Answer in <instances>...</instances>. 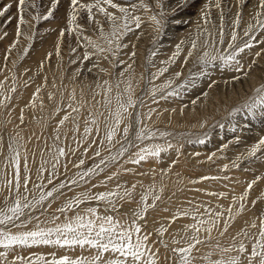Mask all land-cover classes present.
<instances>
[{
  "label": "snow or ice",
  "instance_id": "6c2138e0",
  "mask_svg": "<svg viewBox=\"0 0 264 264\" xmlns=\"http://www.w3.org/2000/svg\"><path fill=\"white\" fill-rule=\"evenodd\" d=\"M25 2L26 0H18L17 8L20 13L17 28L18 36L23 35L20 26L29 24L24 17ZM186 2L187 0H178L177 6L182 10L183 4ZM213 3L217 9H221V0H210L209 4L205 5V9L202 10L205 25L209 23L208 16ZM166 5L167 0H153L151 5L146 0H123V2H117V0H93V2L87 4H82L79 0H71L73 12L75 13L77 8L85 10L88 20L96 26L94 29L95 33L107 45L102 47L96 44L90 37L83 35L84 30L77 26L74 31L78 33V46H83L86 49L81 63L91 59L93 56H101L103 59L108 60L112 67L121 69L118 78L114 82L108 79H105L102 84L97 82L96 87L100 91L93 93V100H95L96 95L102 96V100L96 101V103L107 111V116L104 117L103 136L101 137L100 134L98 119L90 115L86 124L91 126L85 127L81 137L83 142L88 143L89 137H91L93 129H95L96 137L91 138L90 147L96 146L94 156L100 159L95 161L92 166L83 167L85 165L83 157L87 155L89 150V148H86L81 154L82 158L78 164L74 165V167L82 169L76 173V178H72L67 182L60 181L58 184L53 183V178H58L59 168L61 167L60 158L69 154L74 156L75 152L82 146L81 140H76L77 149L69 148L68 152H66L64 147H57V142L63 143L59 126L71 120L74 124V140L76 139L75 133L79 130L78 120L84 104L77 101L75 89L70 93L69 103L64 106L58 105L55 109L56 114L61 111L66 114L59 120V126L53 137L54 148L56 149L55 154L52 156L53 162L50 167H46L49 162L42 161L37 169L35 179L32 177L31 169L28 168L26 155L23 157L22 170L20 144L17 139L19 134L17 133V136L9 138L8 155L5 156L3 166H0V194L6 192L3 201L0 202V249H4V251H0V264H17V261L20 264H161V259L168 261V264H194L196 257L193 256V251L197 250V246L210 241L214 230L219 233L220 237H224L231 227V222L244 211L248 190L258 180H264V176L256 177L248 183V190L244 194L233 197L234 202L238 203L235 214H233L231 207L221 211L218 210L221 206L214 208L210 205V202H208L207 206H205V202H201L193 205L190 209L178 210L173 215V220L184 216L191 217L193 222L185 225L180 232L176 233L171 241L172 245H174L172 247H169V244L162 239L167 231L164 226L156 230L157 240L153 241L152 244L149 243L152 233L142 231L147 226L146 216L149 210H154L157 206L156 202L162 199L164 188L160 187L157 192L155 184L149 185L147 190L141 194L138 202L139 206L136 209H133L131 213H123L124 216H131L130 222L128 220L121 222L119 216H114L113 214L100 215L96 207H87L82 211L79 209L80 205L85 203V201L94 200L104 202L105 209L108 212L118 213L119 208L116 200H131L136 187L135 184L131 188L117 184L112 190L96 194H92L90 190L82 192L78 196L68 198L55 212L48 213L46 219L42 218L45 216V209L51 207L52 201L49 198L54 200L59 195H63L62 190L68 187L69 183L72 185L88 184L93 177H98L110 167L122 165L123 163L141 165L142 162L160 158L161 153L173 149L174 145L168 139V137L174 135L173 133L149 126L148 122L152 120L154 114H162L160 110L151 105H159L161 101L167 102L175 97H182L189 88L196 86L198 79L208 77L207 68L209 65H214L223 71L233 73L229 79L233 82H239L248 77L252 65L256 63L253 60L248 64V69L245 70V56L248 53H252L254 57L259 58L264 54V47L260 48L259 51L252 52L257 46L264 45V0H258V10L252 14L251 23L242 28V16L239 13L235 16L227 41L223 24L217 29L215 38L207 28L201 30V27L197 26L195 34L187 41L190 47L187 57L192 58L195 52L205 49L203 55L197 56L195 60L197 65L202 66L200 72L192 73L190 71L188 77L179 84L176 81L182 75L181 72H176L174 76L167 77L164 83H155V81L165 77V74L169 72L170 66L175 64L181 56L185 44V41H181L176 45L172 56L167 60L161 61L162 66L157 67L155 72L150 73L142 94L138 96L133 87V65L135 64L136 52L132 51L129 54L131 62L119 59L118 53L129 46L127 43H122V38L130 33L135 35L136 30L141 28L143 19L136 14L138 11H152L153 14L149 17V20L155 26L156 36L153 38V44H155L165 31L169 12L175 11V9H168ZM11 7L12 4H7L0 10V17H4ZM109 9L113 11H109ZM94 10L102 15L105 22L109 25L107 32H105L100 21L95 19ZM51 16L52 11H48L46 15L37 14L33 19L38 22L41 19L47 20ZM223 17L224 13L221 11V20H223ZM173 19L175 20V17ZM76 21L77 15L73 14L71 22L75 23ZM175 22L179 23L180 21L175 20ZM63 35L64 30L61 31V36ZM28 38L31 39V37ZM218 46H223L227 51H222ZM89 47L93 51H88ZM132 47L135 48V44ZM12 48H15V44L12 45ZM75 51L76 49H72L73 53ZM105 52L109 53L112 59H109V56H103ZM50 55L46 58L50 59ZM150 55L152 57L157 55L155 49L150 52ZM113 59L115 64L112 63ZM71 63H76V61H71ZM184 63H187V60ZM148 64L155 67L151 60L148 61ZM94 68L98 69L100 73L109 74L108 69L99 67L98 61L92 65V68L88 69V72H92ZM214 83V81H210L208 87H213ZM121 85H124V87H121ZM3 88L4 85L0 83V90ZM9 91L14 93L16 88L12 87ZM113 91H115V96L112 95ZM39 92L40 87L37 88L36 94H34L32 107H35V99L38 97ZM202 95L206 98L208 93L204 92ZM0 96L3 97L0 99V107L7 108L12 99L11 95L0 91ZM53 98L50 95V99ZM200 99V97H197L191 101V104L195 107ZM113 100H115V107H113ZM73 103L79 104V107H74ZM175 111L174 108L171 109L172 113ZM21 112L20 122L23 123V109ZM100 115L104 116V113H100ZM238 115L245 118L243 124L233 123L230 128L234 135V142L237 144L241 143L239 133L245 130L246 126L251 125L252 120H260L264 123V84L256 87L252 95L248 96L228 113V116L233 119ZM218 126L223 128L224 124L218 122ZM204 135L206 136L207 133H204ZM64 136L66 139L67 133ZM97 138H100L99 145H97ZM158 140H163L164 143H157L156 141ZM105 141H107V144H105ZM194 142L203 144L206 141L197 138ZM3 144V137L0 136V155L3 154ZM228 147L229 144L225 143L222 145V150H226ZM113 148L116 149L114 153L112 152ZM102 151H108L110 154L107 157H103ZM177 151L179 150L177 149ZM214 155L215 153H213ZM261 157H264V136H261L255 143L246 148L245 152L238 158V161L233 162L232 167L239 168V161L260 159ZM211 159L212 156L209 157V160ZM63 167L67 169V163L63 164ZM225 170H228V165H225ZM122 171L125 173L133 172L130 168H123ZM45 173L48 174L47 177H45ZM119 175V171L114 172L106 176L101 183L107 186L108 182ZM140 175H144V173H140ZM45 178L47 179V185H51V188L46 187ZM201 179L219 178L202 177ZM197 182L196 180L190 181V183ZM29 184L32 185V188H29ZM97 186L96 184L92 185L93 188ZM39 189L46 190L40 191L37 196L35 190ZM197 191L200 190L197 189ZM205 194L218 198L226 197V193L223 192H206ZM149 197H151V202H149ZM189 203L192 202L189 201ZM201 207H204L203 213L199 211ZM73 211H75V215L69 216L68 213ZM164 211H168V209L165 208ZM60 215L65 218L62 222H57ZM257 220L259 223H257ZM33 222H35L34 226L29 228L28 225L33 224ZM14 229L17 230L14 231ZM252 229L256 231L253 232L251 231ZM236 235L248 239L251 242L250 248L243 240L237 244L234 236L232 238L233 243L230 246L220 248L219 243H217L215 247L219 248L221 253L235 251L238 254L229 257L227 260L223 256L213 260L211 258L212 254L209 253L208 256L204 257L208 264H245V261L246 264H264V214L258 216L250 224L245 222V227ZM157 242L165 249V252H171V258L167 255L161 257L159 248L153 250ZM41 245L62 249H75L78 246L81 250H95V255L91 257L80 256L73 259L68 255L57 258L52 253L51 259H46L43 255H35L34 258H25L17 255L12 261L8 259L9 252L14 251L17 247L31 248ZM106 254L108 255L106 256Z\"/></svg>",
  "mask_w": 264,
  "mask_h": 264
},
{
  "label": "rangeland",
  "instance_id": "374dc122",
  "mask_svg": "<svg viewBox=\"0 0 264 264\" xmlns=\"http://www.w3.org/2000/svg\"><path fill=\"white\" fill-rule=\"evenodd\" d=\"M79 2L82 4H87V3L93 2V0H79ZM117 2H123V0H117ZM146 2L149 5H151L153 3V0H146ZM209 2L210 0H187V2L183 4V8L181 10V8L177 6L178 0H167L166 7L168 9H175V11L169 12L168 24L165 28V31L161 34L160 38L156 41L155 44H153V38L156 36V33L154 31L155 26L149 20V17L153 14V12L140 10L136 13L137 15H140L143 19L141 28L136 30L135 35L130 33L127 36L122 38V43H127L129 46L127 48L122 49V51L118 53V57L121 60L131 62L129 60V54L132 51L136 52L135 63L137 65L135 64L133 65V69L135 70L134 78H136V80L134 79L135 81L133 82V87H135V90L138 96L142 94V90L145 88V83L147 79L150 77V73L155 72L157 67L162 66L161 61L167 60L169 57L172 56L173 52L175 51V47L178 43H180L181 41L186 42V39L188 40L191 36H193L196 32L198 25L201 27V30H203L204 28H207L208 31H210L213 34V37L215 38L217 29L220 27L221 24H223L224 25L223 30L225 32V37L227 41L228 33L230 30H232L233 20L235 16L238 13L242 16L241 27L243 28L248 23L252 22V14L254 13V11L258 10L257 9L258 0H221V9H217L214 6V3L212 4L210 8V14L208 16L209 23L205 25L204 20H203L202 10L205 9V5L209 4ZM7 4H12L11 9H9V11L5 14L4 17H0V83L4 85V88L0 91L5 92V94H10L12 99H11V102L8 104L7 108L0 107V131H1L0 136H2L3 139L6 137V135L10 136L7 132L8 125H9V124L7 125L8 123L7 119L9 117L11 118L14 115L13 114L14 111L20 104H23L24 102L25 103L28 102L27 99L19 98L20 95L27 96L26 93H22L23 91L22 89H24L26 82H27V86H30L31 84L33 85V83H35V81L39 77L42 79L46 78V80L45 79L44 80L46 81L45 83H47L48 86H51V87L53 85L55 87L57 86L56 93L54 94L55 100L53 98V100L47 101V104L49 103L48 109H47L48 111L47 115L49 114L48 115L49 117H47L46 120L50 122H47L46 120L45 122L47 124L46 127L48 129H53L52 127L57 125V122L59 125L58 119H61L66 114L64 111H61L60 113L56 114L55 109L58 105L64 106L68 103L69 97L64 96L65 92L69 90L68 85L70 87V85H74V83H76L75 85L76 99L77 101H80L81 103L85 104V106L81 108V113L79 115L78 122H82L83 120H85L86 117H84L83 115L93 110L94 108L105 110V108L104 107L102 108L101 105L98 106L99 108L92 106L94 104H97L96 101L102 100L101 95H96L95 100H93V92L100 91L99 89L97 90V87H96L97 81L103 82V80L105 79L113 81L114 79L118 78V74L121 69L112 67V65L109 64L108 60L103 59L101 56H93L91 59L87 61H83V63H81V60L83 59V54L86 49L83 46H78V41H77L78 33L74 31V29H76L77 26H79L80 28L84 30L83 35L90 37L96 44L102 47L107 46L105 42L102 39H100L99 36L95 33L94 29L96 26L88 20L86 11L77 8L76 12L74 13L73 8L71 6V0H26L24 17L29 22V24L20 26L23 32V35L18 36L17 28H18V19L20 15V13L18 12V8H17L18 0H0V10H2ZM33 5H35V7H33ZM48 11H52V16L49 19L47 20L41 19L38 22L33 19V17L36 16L37 14H40L41 16L46 15ZM109 11H113V10L109 9ZM221 11H223L224 13L223 20H221ZM73 14L77 15V21L75 23L71 22V17ZM94 16H95V19L100 21V23L103 25L105 32H107L109 30V25L105 22L104 17L96 13L95 10H94ZM173 17H175V20H179L180 22L179 23L175 22ZM62 30H64L63 36H61ZM28 37H31V39H29ZM137 37H139V39H137ZM258 39H259V36H258ZM13 44H15V48H12ZM133 44H135V48L132 47ZM218 47L224 52L227 51V49L224 48L223 46H218ZM262 47H264V45H259L256 48H254L252 52L259 51L260 48ZM136 48L138 49V51ZM72 49H76L75 53L72 52ZM153 49H155V51L157 52V55L155 57H152L150 55V52ZM87 50L90 52L93 51L92 48L90 47ZM189 50H190L189 45L183 46V51L181 53V56L177 59L176 63L170 66L169 72L165 74V77H162L160 80L155 81V83H164L167 77L174 76L176 72H182V75L176 81V83L179 84L188 77L190 71L192 73L200 72L202 66L197 65L195 63V60L197 56L203 55V52L205 51V49H200L197 52H195L192 58L187 57V52ZM213 52H215V50H213ZM49 54H51L50 59L46 58L49 56ZM103 56H109V59H112L109 53L107 52L103 53ZM140 59L143 63L140 61ZM149 60L152 61V64L155 65V67H152L148 64ZM185 60H187V63H184ZM253 60H255L256 63L252 65V68L249 71L248 77L245 79H242L239 82H233L229 79V77L233 75V73L223 71L214 65H209L207 68V71L209 73L208 77L206 78L202 77L198 79L196 86L193 88H189L188 91L185 92L182 97H175L172 100H169L167 102L161 101L159 105H151L152 107L160 110L162 114L160 115L154 114L152 117V120L148 122L149 126L156 127L160 129L161 131H164L163 129H166L165 131L172 132L174 135L168 137V139L171 141V143L175 147H173V149L168 151V154L167 152L162 153L163 155L161 154V157L159 159L158 158L149 159L145 162H142L141 165H132L130 163H123L122 165L110 167L109 169H107L108 171L106 170L104 173L100 174L98 177H93L92 180L88 184H80V185L74 186L69 183L68 187L62 190L63 195H59L58 198H56V200L49 198V200L52 201L51 207L45 209V216H43L42 218L46 219L48 213L55 212L57 208L62 206L68 198H72V196L75 195L76 192H79L81 188L82 189L87 188V187L93 188L92 184L98 183L96 184L98 185L97 186L99 188L98 190L90 188L91 193L96 194L99 192H105V191L112 190L116 187L117 184L125 185L127 187L128 178H129L128 176H131V177L141 176L140 173H142L141 170L144 169L145 167L144 165H147L150 162L152 163L148 166H151V165L157 166L158 164V166L165 169L168 165L172 163L171 159H169L170 157H167L170 154H175V157L176 155H178L179 158L176 157V159L179 161L182 160L180 161L182 163V166H179V165L178 166L179 168H182L183 174L181 176H178V178H176L177 181L175 180V182H177V185H179L178 186L179 190H182L183 188H185L183 190L188 191L187 193L188 196L193 195L197 197L199 194L198 197H206L207 199L209 198V196L206 195L205 193L209 191L212 192V186L218 188L219 190H221L222 188L224 189L229 188V193L227 192L228 195H226L224 199L226 201L228 200L227 203L229 204L231 203L230 206L236 207L237 209L238 206H235V203L237 202H234L233 197L240 196L241 192L242 194H244L245 191L248 190L249 182H251L256 177L264 176L263 175L264 174V157H261L260 159L239 161V164H240L239 168L232 167L233 162L238 161V158L241 156L242 153H244L246 148L250 147L261 136H264V123H262L260 120H252L251 125L246 126L245 130L239 133L241 137V143L239 144L235 143L234 135L230 130L231 125L233 123L243 124L245 118L238 115L235 119H233L229 117L227 114L229 113L230 110H232L235 106L241 103L244 99L252 95L256 87H259L261 84H264V54H262L261 57L257 58V57H254L252 53H248L245 56V61H244L245 70L248 69V64H250ZM71 61H76V63H71ZM97 61L99 63V67H102L105 69L108 68L109 74L106 75L107 78H105L106 77L105 74L100 73L98 69H95V68L92 70V72H88V69L92 68V65L96 63ZM112 63L115 64L114 59L112 60ZM60 69H61V72L59 71ZM77 69L79 70V72ZM138 71H140V73ZM44 73L46 75H44ZM135 73H138V74L135 75ZM50 75H51V78H50ZM13 77H15V79H13ZM98 77H99V80H98ZM141 77H143V79H141ZM254 77L256 78V80ZM51 79L53 82L51 81ZM56 80H58L59 82ZM251 80H254V82L251 83ZM210 81L215 82L214 86L211 88L208 87V84ZM255 81H256V84H255ZM49 82H51V84ZM60 86L65 87V88L62 89ZM76 86H80V88H77ZM231 86L233 87V89H236L235 91H236V96H237L236 102H232V103L226 99L223 100L224 95H227V97H230L229 91L232 88ZM12 87L16 88V91L14 93H11L9 91ZM121 87H124V85L123 86L121 85ZM237 91H239V93L241 94L237 93ZM204 92H208L209 95L212 93L213 94L212 96L217 94L218 98H220V100L223 102V106L221 107V109L219 110V108H217L212 114L209 113L208 119L207 117L203 118L200 116L202 121L200 120L201 123L199 122L196 125H194L195 127L194 126L190 128L176 127L173 123L174 119L171 120L173 118L172 115H174V113L180 111V112H183L184 114H187L188 112L191 111V109H195L196 111H199L198 113L200 115V113L202 114L204 111H206L205 110L206 108H204L205 107V103H204L205 97H202L203 96L202 94ZM60 95L62 96L60 97ZM112 95L115 96V91H113ZM197 97H200L201 99L198 102V104L194 107L191 104V101L196 99ZM2 98L3 97L0 96V99ZM145 99L147 98L145 97ZM73 106L79 107V104H76V105L74 104ZM87 107H90V108H87ZM113 107H115V100H113ZM173 108L176 110L174 113L171 112V109ZM144 110L146 111V109ZM60 115H63V116H60ZM160 118L162 119L160 120ZM97 119L98 121H100L99 116H97ZM218 122L219 123L222 122L224 124V127L220 128L218 126ZM71 124H73V122L69 120L65 122V124L62 126L65 128L66 125L71 126ZM78 124L80 126V123ZM171 125L172 126L174 125V126L171 127ZM80 128L81 127H79V130ZM72 129L73 128H70L68 130L71 132ZM79 130H78V134L80 135ZM204 133H207V135L205 136ZM177 134H180V135H177ZM197 138L204 139L206 142L203 144L194 142L197 140ZM156 142L160 144L164 143L163 140H159ZM106 143L107 141H105V144ZM225 143H228L230 145L226 150H222V145ZM60 145H62V143L59 144L58 146ZM63 145H64L63 147L65 148V151L67 152L68 148H66L65 144ZM117 147H119V145H117ZM176 148L179 151H177ZM115 151L116 149L113 148L112 152L114 153ZM44 152L46 153V151ZM83 152L84 151H81V154ZM196 152H198L199 154ZM7 153L8 151L4 149L3 154L0 155L1 156L0 161H2V163L0 162V166L1 165L3 166L5 156L8 155ZM103 153L105 154V151L102 152L103 157H107L110 154L107 151L105 155ZM213 153H215L214 155L215 157L212 156ZM238 154H239V157H238ZM87 155H88V152H87ZM87 155L83 157L86 161L83 167H89L93 165L95 161H98L100 159L98 157H95L94 155H88V156ZM210 156H212L213 159L209 160ZM230 157L231 158L233 157V158L230 159ZM65 158L66 156L60 158V161L61 160L63 161L61 165L62 171L60 170V173L62 174L63 172V174L62 175L59 174L61 177L59 176L58 178L56 177L53 178L54 184L55 183L58 184L60 181H66V182L70 181L72 178H76L77 172L82 170L81 168L74 167V165L78 164L79 161L76 162L75 164L70 165L68 161V157L66 159ZM29 160L30 159H28V161ZM65 163H67L68 171L63 167V164ZM225 165H228V170H225ZM214 166L216 168L218 167V169H214ZM21 167L23 169L22 162H21ZM123 168H130L133 170V172L125 173L122 171ZM74 169H75V173H74ZM115 170L116 172L119 171L120 175L117 176L112 181L108 182L107 186H104L101 182L104 180L106 176L112 174V172H115ZM195 171H198L196 173L199 176L194 175L196 174L194 173ZM69 173H71V175H69ZM63 175H65V177ZM202 177H218L219 179L203 180L201 179ZM192 180H196L198 182L190 183V181ZM45 185H47V183H45ZM242 185L244 186V188ZM176 186H172L170 187V189ZM46 187L51 188V185H47ZM197 189H199L200 191H197ZM40 191H44V189L36 190L35 194L38 196ZM262 193H264V180H258L257 183L253 185V187L250 190H248V196L245 202L246 207L244 211L242 212V214L245 212V214H247L251 219H254V216L257 218V216L264 214V207H263L264 206V197H263L264 194ZM172 196L162 197V201L164 205L168 204L170 206V204L175 203V201L181 202L183 200L184 201L191 200V198L188 199L182 196L181 197H177L175 195L174 197ZM259 197L263 200H261ZM131 201L132 200L128 201L127 199L125 200L117 199L116 204L119 208L118 213L108 212L104 207L105 206L104 202L94 201V200L85 201V203L80 205L79 210L82 211L84 208H87V207H96L98 210V214L100 215L113 214L114 216H119V219L121 222L125 221V219L130 222L131 216L130 215L124 216L123 213L125 212L130 213L131 212L130 210L136 209L139 206L138 204L139 201L138 202H135V201L131 202ZM149 202H151V200ZM45 203L47 204V202ZM166 205H165V208H167ZM127 209L129 210L127 211ZM150 210L147 215L150 214L151 212ZM155 211L156 210H154V212ZM74 214H75V211L68 213L69 216H74ZM252 214H254V216ZM157 215L158 214L153 213L151 216L153 218V216H157ZM160 215H161V218L159 219H164L162 214ZM172 217L173 216L169 217L170 218L169 220L171 221L169 225L167 227L164 226L168 230L171 228V225L176 220L181 218L179 217L178 219L173 220ZM64 218L65 217L63 215H60L59 221L57 222H62ZM152 218L151 220L149 219L150 221L147 220L148 221L147 222L148 225L146 226L147 228L145 227L142 229L143 232L152 233L151 239L149 241L150 244H152L153 240L154 241L157 240L156 230L161 227V226L160 227L153 226ZM146 219H148L147 216H146ZM159 219L157 220L159 221ZM34 223L35 222H33V224L28 225V227L32 228ZM15 230L17 229H14V231ZM162 239L166 243L169 244V247L174 246L171 243L172 240L170 239V237H168V231L164 233ZM243 242L246 245H248L250 248L251 242L249 240L243 241ZM203 245L209 246V241ZM156 246L159 248V255L161 257L167 255L169 258H171L172 256L171 252H165V249L158 242L154 245L153 250H155ZM0 251H4V249H0ZM52 253H54L57 258L64 256V255L70 256L72 254L71 255L72 258L75 259L80 256L91 257L95 255V250H81L78 246L75 249H68V250L66 248L62 249L58 247L43 246V245L33 246L31 248L17 247L15 248L14 251L9 252L8 259L9 261H12L17 255H20V256L24 255L23 257L25 258H34L35 255H43L46 259H51ZM107 255L108 254H106V256ZM17 264H20V262L17 261ZM161 264H168V261L161 259Z\"/></svg>",
  "mask_w": 264,
  "mask_h": 264
},
{
  "label": "bare ground",
  "instance_id": "6f19581e",
  "mask_svg": "<svg viewBox=\"0 0 264 264\" xmlns=\"http://www.w3.org/2000/svg\"><path fill=\"white\" fill-rule=\"evenodd\" d=\"M189 40V39H188ZM186 39V42L184 44L188 46V41ZM143 46V45H141ZM139 47V46H138ZM137 47V48H138ZM136 48V49H137ZM141 48V47H140ZM139 48V49H140ZM138 51V49H137ZM61 53V52H60ZM62 54V53H61ZM139 54V52H138ZM141 54V52H140ZM141 57V56H140ZM185 57V56H184ZM58 59V58H57ZM249 60V59H248ZM136 61V60H135ZM139 61V60H138ZM141 61V59H140ZM139 61V62H140ZM191 61V60H190ZM189 61V62H190ZM142 62V61H141ZM143 63V62H142ZM43 64V63H42ZM141 64V63H140ZM135 65H137L135 63ZM139 65V64H138ZM144 65V64H143ZM62 66V65H61ZM102 66V65H101ZM141 68V67H140ZM45 69V67H44ZM63 69V68H62ZM66 69V68H65ZM108 69V68H107ZM136 69V68H135ZM78 70V69H77ZM111 70V69H110ZM38 71V70H37ZM49 71V70H47ZM56 71V70H55ZM54 71V72H55ZM61 72V69L59 70ZM135 71V70H134ZM142 71V70H140ZM140 71H138L140 73ZM41 72V71H40ZM44 72V71H43ZM48 73V72H47ZM96 73V72H94ZM182 73V72H181ZM43 74V73H42ZM50 74V73H49ZM55 74V73H54ZM57 74V72H56ZM62 74V73H60ZM98 74V73H97ZM138 74V73H135V75ZM44 75H46L44 73ZM53 75V74H52ZM43 76V75H42ZM99 76V75H98ZM106 76V75H105ZM115 77V76H114ZM139 77V75H138ZM48 78V77H47ZM50 78H51V75H50ZM54 78V77H53ZM61 78V76H60ZM107 78V76L105 77ZM110 78V76H109ZM253 78V77H252ZM251 78V79H252ZM255 78V77H254ZM45 79V78H44ZM42 79V78H38L35 83H33V85L31 84L30 86H24V89H22V93H26L27 96H24V95H20L19 98H22V99H27V103H23V104H20L16 110L14 111V115L10 118H8V134L10 136H7L3 139L4 140V144H3V150H7L8 151V140L10 137H13V136H17V133L19 134V136L17 137V139L19 140V144H20V153H21V162L23 163V157L26 155L28 159H30L28 161L27 159V163L28 164V168L31 169V173H32V177L33 179H35V176H36V172H37V169L40 167L42 161H48V165H46V167H50L51 163L53 162L52 161V156L55 154V148H54V141H53V137L55 136L56 134V129L57 127L59 126L58 125V122H57V125H55L54 127H52L53 129H48L46 127V122L45 120L47 119V117H49L47 115V109H48V104H47V101L48 100H53V99H50V95L52 97H54V94L56 93V87L53 85L52 87L51 86H48L47 83H45L46 81ZM56 79V77H55ZM96 79V78H95ZM136 80V78H134ZM133 79V82L135 81ZM60 80V79H59ZM85 80V79H84ZM116 80V79H114ZM113 80V81H114ZM256 80V78H255ZM48 81V80H47ZM52 81V79H51ZM58 81V80H56ZM104 81V80H103ZM141 81V80H140ZM53 82V81H52ZM55 82V80H54ZM59 82V81H58ZM61 82V81H60ZM73 82V81H72ZM95 82V81H94ZM98 82V81H97ZM101 81H99L100 83ZM254 80H251V83H253ZM51 84V82H49ZM70 83V82H69ZM74 83V82H73ZM103 82H101L102 84ZM261 83V82H260ZM65 84V83H64ZM255 84H256V81H255ZM253 84V85H255ZM56 85V83H55ZM75 85L76 83H74V85H68V88L69 90H65V94L64 96H70V93L72 92L73 89H75ZM84 85V84H83ZM141 85V84H140ZM144 85V84H143ZM66 86V85H64ZM123 86V85H122ZM239 86V84H238ZM257 86V85H256ZM40 87V92L38 94V97L35 99V107H32V101H33V98H34V94H36V90L37 88ZM61 87V86H60ZM58 87V88H60ZM77 88H80V86H76ZM86 87V86H85ZM232 87V86H231ZM62 89L65 88V87H61ZM76 88V89H77ZM135 88V87H134ZM241 88V87H240ZM244 88V87H243ZM61 89V90H62ZM67 89V88H66ZM88 89V88H87ZM94 89V88H93ZM138 89V88H137ZM60 90V91H61ZM98 90V89H97ZM96 90V91H97ZM142 90V89H141ZM236 89H233V87L231 88V90L229 91L230 93V97H227V95H224L223 97V100L226 99L228 101H230L231 103L232 102H236ZM243 90V89H242ZM136 91V90H135ZM138 91V90H137ZM60 93V92H59ZM94 93V92H93ZM208 93V92H207ZM218 93V92H217ZM237 93H239V91H237ZM137 94V93H136ZM226 94V93H225ZM241 94V93H239ZM57 95V94H56ZM213 94L211 93L209 95L208 93V96L205 98L204 100V103H205V107L206 108L202 114L200 113L199 115V111H196L195 109H191L190 112H188L187 114H184L183 112H176L174 113L173 118L171 120H173V123L176 127H187V128H190L194 125H196L197 123H201L202 119L201 117H207V119L209 118V113H213L217 108H219V110L221 109V107L223 106V102L220 100V98H218V95L215 94L214 96H212ZM223 95V94H222ZM62 95H60L61 97ZM203 97V96H202ZM215 97V98H213ZM240 97V96H239ZM244 98V97H243ZM55 100V98H54ZM49 101V102H50ZM91 101V100H90ZM57 102V101H56ZM68 103H69V100H68ZM67 103V104H68ZM203 103V104H204ZM66 104V105H67ZM76 105L77 103H73V105ZM51 105V104H50ZM226 105V104H225ZM27 106V107H26ZM85 106V104H84ZM92 106H95L97 108H99L98 104H94ZM229 106V104H228ZM56 107V106H55ZM91 107V106H90ZM90 107H87V108H90ZM85 108V107H84ZM94 108V107H93ZM103 108V107H102ZM23 109V117H24V122L21 123L20 122V116L22 114L21 110ZM90 110V109H89ZM185 110V108H184ZM201 110V109H200ZM218 110V112H219ZM85 111V110H84ZM202 111V110H201ZM100 113H104V116H101ZM221 114V113H220ZM228 114V113H227ZM64 115V114H63ZM63 115H60V116H63ZM91 116H94L95 118H97V116L100 117V121L99 122V127H100V134H101V137L103 136L104 134V117L107 116V111L105 110H100V109H96L94 108L93 110L89 111L88 113L84 114L83 116L86 117L85 120H83L82 122H78L80 123V135L78 134V132L75 133V137L76 139L74 140L73 139V136H74V132H73V129H74V124H71V126L69 125H66L65 128L63 126H59V132H60V136H61V141L63 142L62 145L60 146H64L63 144L66 145V148H71V149H77V143H76V140H81V137L83 136V133H84V130H85V127L87 126H91L90 124H86V121L89 120V117ZM226 115V113H225ZM163 116V115H162ZM170 116V115H169ZM201 116V117H200ZM213 116V115H212ZM224 116V115H223ZM165 117V116H164ZM217 117V115H216ZM225 117V116H224ZM7 118V117H6ZM157 118V117H156ZM167 118V117H166ZM171 118V117H170ZM162 118H160L161 120ZM168 119V118H167ZM60 120V119H58ZM201 120V121H200ZM47 121V120H46ZM165 121V120H164ZM216 121V120H214ZM218 121V120H217ZM47 122H50V121H47ZM166 122V121H165ZM171 122V121H169ZM222 123V122H221ZM54 124V123H53ZM169 124V123H168ZM6 125V126H7ZM157 125V124H156ZM170 125V124H169ZM173 125V126H174ZM171 125V127H173ZM69 127V128H68ZM161 127V126H160ZM195 127V126H194ZM70 128H73L71 130V132L68 130ZM156 128V127H155ZM169 128V127H168ZM198 128V127H196ZM163 129V128H161ZM170 129V128H169ZM168 129V130H169ZM203 129V128H202ZM201 129V130H202ZM164 131L166 129H163ZM171 130V129H170ZM212 130V129H211ZM203 131V130H202ZM209 131V130H208ZM1 132V131H0ZM67 133V138L65 139V136L64 134ZM172 133V132H171ZM197 133V132H196ZM201 134V133H200ZM209 134V133H208ZM92 137H96V133H95V129H93V133L91 135V137H89V142L88 143H85L81 140V144L82 146L79 147V149L75 152V155H71L69 154L68 156H66V158L68 157V161L71 164H75L76 162L79 161V159L81 158V151H84L86 148H89L88 150V155H94V152L96 151V146H91L90 147V141H91V138ZM22 138V139H21ZM175 138V137H174ZM177 140V139H175ZM159 141V140H158ZM99 142H100V138H97V145H99ZM232 142V141H231ZM148 143V142H147ZM248 143V142H247ZM57 144H61L60 142H57ZM107 144V143H106ZM57 147H60L58 146ZM230 145V144H229ZM179 146V145H178ZM175 147V146H174ZM180 147V146H179ZM81 148V149H80ZM177 149V148H176ZM199 150V149H198ZM46 151V153L44 152ZM68 152V151H67ZM103 152V151H102ZM108 152V151H107ZM245 152V151H244ZM109 153V152H108ZM198 153V152H196ZM6 154V153H5ZM8 154V153H7ZM104 154V153H103ZM105 154H106V151H105ZM104 154V155H105ZM162 154V153H161ZM168 154V152H167ZM166 154V155H167ZM199 154V153H198ZM223 154V153H222ZM87 155V156H88ZM163 155V154H162ZM211 155V154H210ZM103 156V155H102ZM198 156V155H197ZM213 156V155H212ZM1 157V156H0ZM163 157V156H162ZM167 157H170L169 159H171L172 163L170 165H168L165 169L158 166H148L150 165L152 162L148 163L147 165H144V169L141 170L142 173H144V175H141V176H128V183H127V187L131 188V186L133 184L136 185L135 189H134V193H133V197H132V201H135V202H138L140 200V197H141V194L144 193L148 186L149 185H152V184H155L156 186V191L158 192L160 187H163L164 188V191L162 193V197H174L177 196V197H184V198H188L190 199L191 198V202L192 203H189V201H175V203L173 204H170V206L167 204L166 207L168 209V211H164L165 209V205L162 201V199L158 202H156L157 206L154 210H156L154 212V210H150V214L147 215V218L146 220L150 221L151 218H152V214L156 213L158 214L157 216H153V220H152V224L153 226H168L169 223L171 222L169 219L170 216H173L178 210L182 211L184 209H190L193 207V205H197V204H200L201 202H205V206L208 205V202H210V205L212 207H217V206H221L218 210H221L223 211L224 209H227L229 207L232 208V211H233V214H235L237 212V209L236 207H232L230 206L229 203H227V201L224 199V197H216V196H209V198L206 199V197H196V196H188V191L187 190H183L185 188H183L182 190H179L178 189V186L177 185V182H175L176 178H178V176H181L183 174V171H182V168H179V166H182V163L180 161L182 160H177L176 157H178V155H176L175 157V154H170L169 156ZM181 157V156H180ZM215 157V156H214ZM238 157H239V154H238ZM3 158V157H2ZM1 158V159H2ZM65 158V159H66ZM179 158V157H178ZM233 158V157H232ZM230 157V159H232ZM64 159V161H65ZM88 159V158H87ZM91 159V158H90ZM159 159V158H158ZM213 159V158H212ZM229 159V158H228ZM237 159V157H236ZM98 160V159H97ZM216 160V159H215ZM235 160V159H234ZM173 161H175V163H173ZM208 161V160H207ZM217 161V160H216ZM2 163V161H0ZM62 160L60 161L61 165H62ZM86 162V161H85ZM68 163V162H67ZM184 163V162H183ZM203 164V163H202ZM179 165V166H178ZM2 166V165H1ZM92 166V165H91ZM74 168V167H73ZM120 168V167H119ZM122 168V167H121ZM214 169H218V167L216 168L214 166ZM222 169V168H221ZM23 170V169H22ZM60 170H61V167L59 168V173H58V177L60 176L59 174L60 173ZM67 170V169H66ZM73 170V169H72ZM71 170V171H72ZM79 170V169H78ZM62 171V170H61ZM68 171V170H67ZM108 171V170H107ZM66 172V171H64ZM77 172V171H76ZM112 172V171H111ZM116 172V170H115ZM198 171H195L194 173H196ZM210 172V171H209ZM222 172V171H221ZM74 173H75V169H74ZM78 173V172H77ZM114 173V172H112ZM153 173H155V175H153ZM63 174V172H62ZM61 174V175H62ZM66 174V173H64ZM124 174V173H122ZM186 174V173H185ZM215 174V173H214ZM47 173H45V177H47ZM68 175V174H67ZM69 175H71V173H69ZM73 175V173H72ZM195 176H199L197 173L194 174ZM217 175V174H216ZM264 175V174H263ZM65 177V175H63ZM61 177V176H60ZM72 177V176H71ZM221 177V176H220ZM55 178V177H54ZM238 178V177H237ZM62 179V178H61ZM58 180V179H57ZM66 180V179H64ZM215 180V179H214ZM60 181V180H59ZM177 181V180H176ZM210 181V180H209ZM218 181V180H217ZM220 181V180H219ZM224 181V180H223ZM226 181V180H225ZM45 183H47V179L45 178ZM183 182V181H182ZM94 183V182H93ZM121 183V182H120ZM188 183V182H187ZM224 183V182H222ZM238 183V182H236ZM56 184V183H55ZM95 184H98V183H95ZM179 184V183H178ZM242 184V183H241ZM72 185V184H71ZM93 185V184H92ZM177 185V186H176ZM217 185V184H216ZM245 185V184H244ZM47 186V185H46ZM75 186V185H74ZM83 186V185H82ZM172 186H176L172 189H170V187ZM240 186V185H239ZM243 186V185H242ZM262 186V185H261ZM29 187L32 188V185H29ZM77 187V186H76ZM100 187V186H99ZM231 187V186H230ZM80 188V187H79ZM91 187H87V188H84V189H80L79 192H76L75 195H73L72 197H75V196H78L80 193L82 192H86V191H89L91 189H95V190H98L99 188L98 187H95V188H91ZM237 188V187H236ZM244 188V186H243ZM178 189V190H177ZM23 190V189H22ZM45 190V189H44ZM73 190V189H72ZM86 190V191H85ZM101 190V188H100ZM241 190V189H240ZM203 191V190H202ZM223 192L225 193L226 192V195H228L229 193V188H222L221 190H219L218 188L212 186V192ZM231 191V190H230ZM36 192V190H35ZM71 192V191H69ZM91 192V191H90ZM96 192V191H95ZM204 192V191H203ZM210 192V191H209ZM228 192V193H227ZM262 192V191H261ZM260 193V192H259ZM71 194V193H70ZM261 194V193H260ZM264 194V193H262ZM4 195H6V192L3 193V194H0V202L3 201L4 199ZM68 195V194H67ZM197 195V194H196ZM231 195V194H229ZM235 195V194H234ZM241 195H242V192H241ZM236 196V195H235ZM231 197V196H230ZM264 197V196H263ZM252 198V197H251ZM260 198V197H259ZM174 199V198H173ZM182 199V198H181ZM180 199V200H181ZM230 199V198H229ZM261 199V198H260ZM56 200V199H55ZM63 200V199H62ZM61 200V201H62ZM151 200V197H149V201ZM169 200V199H168ZM232 200V199H231ZM263 200V199H261ZM129 201V200H128ZM131 201V202H132ZM170 201V200H169ZM59 202V201H58ZM180 202V203H179ZM232 202V201H231ZM263 202V201H262ZM61 203V202H60ZM129 203V202H128ZM179 203V204H178ZM62 204V203H61ZM60 204V205H61ZM123 204V203H122ZM131 204V203H130ZM233 204V203H232ZM59 205V206H60ZM88 205V204H87ZM90 205V204H89ZM91 206V205H90ZM134 206V205H133ZM132 206V208H133ZM234 206V205H233ZM235 206H238L237 203H235ZM105 207V206H104ZM161 207V208H160ZM264 207V206H263ZM250 209V208H249ZM129 209H127L128 211ZM255 210V208H254ZM132 211V210H130ZM199 211L201 213L204 212V207H201L199 209ZM163 212V213H162ZM129 213V212H128ZM131 213V212H130ZM253 213V212H252ZM164 217V219H159L161 218V215ZM255 214V213H254ZM254 214H252L254 216ZM75 215V214H74ZM160 215V216H159ZM181 218L176 220L172 225H171V228L167 231H168V237H170V239L172 240L173 237L176 235L177 232H180L183 227L187 224H190L193 222V220L191 219V217H184V216H180ZM258 217V216H257ZM124 218V217H123ZM150 219V220H149ZM159 219V221L157 220ZM126 220V219H125ZM157 220V221H155ZM168 220V221H167ZM253 220H256V217L254 216V219H251L247 214H245V212L242 214H239L238 216H236L235 220L231 222V227L229 228V231L227 234H225L224 237H220L219 236V233L217 231H213L212 233V239L209 241V246L207 245H198L197 246V250H194L193 251V256L196 257V259L194 260V264H208V262L204 259V257L208 256L209 253H211V258L213 260H216V259H219L221 258V256H223V258L225 260H227L229 257L231 256H236L238 253L233 251V252H230V253H221L220 249L219 248H216L215 245L217 243H219L220 245V248H223V247H228L230 246L232 243H233V237L235 236L236 237V242L237 244L240 242L239 240H243V241H247L246 238L242 237V236H237L236 234L242 229L245 227V222L247 223H251ZM147 221V222H148ZM155 221V222H154ZM124 222V221H123ZM257 223H259V221L257 220ZM148 225V224H147ZM34 226V225H33ZM150 227V226H149ZM152 227V226H151ZM158 227V228H159ZM147 228V227H146ZM154 229V228H153ZM157 229V228H155ZM251 231H256L255 229H252ZM153 240V239H152ZM154 241V240H153ZM239 241V242H238ZM159 246V245H158ZM156 248H158L156 246ZM20 250V249H19ZM68 250V249H67ZM24 251V250H23ZM92 252V251H91ZM21 253V252H20ZM165 254V253H164ZM72 255V254H71ZM70 255V257H72ZM163 255V254H162ZM169 255V254H168ZM24 256V255H22ZM69 256V255H68ZM91 256V254H90ZM47 257V256H46ZM246 264V263H245Z\"/></svg>",
  "mask_w": 264,
  "mask_h": 264
}]
</instances>
